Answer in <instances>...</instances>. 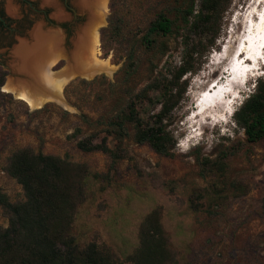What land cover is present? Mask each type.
Returning a JSON list of instances; mask_svg holds the SVG:
<instances>
[{
    "label": "rangeland",
    "instance_id": "374dc122",
    "mask_svg": "<svg viewBox=\"0 0 264 264\" xmlns=\"http://www.w3.org/2000/svg\"><path fill=\"white\" fill-rule=\"evenodd\" d=\"M55 1L57 9L43 0H0L2 24L7 26L0 31L4 85L14 78L8 69L15 40H27L31 28L39 26L43 33H57L63 44L56 25L68 22L66 12L73 11L78 19L67 24L65 49L73 51L79 35L86 33L91 17L88 15V20L80 12L76 0ZM198 2L106 0L103 23L97 27L96 58L106 61L112 70L90 79L69 80L62 89L67 108L47 103L31 110L4 92L3 84L0 87L1 192L12 203L23 200L19 185L4 171L7 157L15 150L29 148L84 164L100 177L90 183L85 200L77 207L71 233L80 246L92 242L108 248L114 254V264H129L127 258L137 246L139 226L151 213L173 255L169 264H264V141L247 143L233 117L228 121L235 128L221 125L222 130L214 127L212 134L206 128L210 117L206 121L199 116L193 119L199 114V110L195 113L198 106L194 110L193 105L198 101L197 92L204 90V80L210 77L209 69L212 71L210 56L218 50L230 56V36L236 31L233 19L240 21L248 11L264 6V0H231L215 47L205 53L204 63L195 74L184 76L186 91L166 123L174 140L170 156H159L147 145L134 143L129 128L130 135L119 145L106 137L108 147L119 156L113 164L105 154L82 153L75 147L77 140L91 133H97L95 142L105 135L101 121L125 104L130 88L146 84L151 77L149 70L177 66L182 42L194 40L188 22ZM56 10L62 19L56 18ZM97 12L91 7V15ZM159 12L172 22L171 32L155 37L152 47H146L139 38ZM130 53L136 64L133 79L128 86L118 87L119 70ZM64 65V60L59 61L53 71H60ZM260 69L247 77L244 88L236 89L240 92L234 110L252 93L255 79L264 75V65ZM151 110L146 106L141 112L151 114ZM192 127V138L184 141ZM6 226L7 216L0 209V228Z\"/></svg>",
    "mask_w": 264,
    "mask_h": 264
},
{
    "label": "trees",
    "instance_id": "16d2710c",
    "mask_svg": "<svg viewBox=\"0 0 264 264\" xmlns=\"http://www.w3.org/2000/svg\"><path fill=\"white\" fill-rule=\"evenodd\" d=\"M230 3L231 0H199L188 22L194 40L182 42L177 66L158 72L149 70L151 77L146 84L130 88L125 104L101 121L105 135L95 142L97 133H91L76 141V149L105 154L113 164L119 156L108 147L106 137L119 145L131 133L134 143L147 145L159 156H170L174 140L166 123L186 91L184 76L195 74L204 63L205 53L215 47ZM171 27L172 22L159 12L139 41L151 48L153 39L169 34ZM132 57L133 53L128 54L119 70L118 87L128 86L133 79L136 64ZM3 75L0 71V87L4 85ZM112 86L109 84L110 89ZM146 106L152 108L151 114L141 112ZM232 117L247 143L264 141V75L255 79L252 93ZM4 171L19 185L23 200L12 203L0 190V209L7 216V226L0 228V264L115 263L108 248L92 242L80 246L71 233L76 209L85 200L90 183L100 177L98 174L65 156L46 155L29 148L10 153ZM127 259L129 264H169L173 260L154 213L142 220L137 246Z\"/></svg>",
    "mask_w": 264,
    "mask_h": 264
},
{
    "label": "bare ground",
    "instance_id": "6f19581e",
    "mask_svg": "<svg viewBox=\"0 0 264 264\" xmlns=\"http://www.w3.org/2000/svg\"><path fill=\"white\" fill-rule=\"evenodd\" d=\"M43 2L57 9L55 0H43ZM76 2L78 5L77 7L80 10L86 11L87 18L88 15L91 17L90 23L93 22V14H90L91 7L92 9L96 8V11H98L97 14L100 15V22L98 24L93 22L91 26L87 28L84 35H79L73 51L67 52L65 51L66 49H63L62 38L59 34L52 32L43 33L39 26L35 28L33 27L34 29L32 28L27 33V40L18 39L16 45L13 47V60L9 70L14 78L8 79L2 89L4 92L10 93L16 99L24 102L31 110L41 108L47 103H56L64 108H67V104L62 98V89L70 79L74 77L88 79L101 73L110 74L112 70L106 61L96 58V48L98 46L97 27L103 23V17L107 9L106 0H76ZM259 3H256L257 6L255 7L258 8L260 5ZM263 7L264 6L262 5V8ZM11 11V8H9V12ZM257 13H259V9H255L254 12L249 11V13L244 15L241 20L238 18L240 21H234L233 19L232 25H235L236 31H233L230 36L229 46L232 47L230 56L234 49L237 48H240L237 58L243 57L244 54H248V50L245 48V41L247 40H243L240 47L237 45L244 35L243 29L245 28L247 18L249 19L251 25L250 31H253V27L255 26L253 14ZM55 15L58 19L63 17L59 10H56ZM262 15V24L258 26V31L262 30V25H264V9ZM239 29H241L240 32H238ZM260 41L264 43V34ZM252 49L254 52L259 54V56L254 58L252 57V59H250V55L252 53H249V56L246 57V59H250L252 61L253 66H251L247 60L243 61L238 66L247 68V74L260 71V66L264 64V62H261L264 58V45L260 46V48H257L256 50L253 47ZM228 54L229 53L226 51L223 54L218 55L217 59L215 57L211 60V63L212 61L214 62L211 64L212 71L209 69V76L211 78H216V76L221 75L219 81H221L223 77L228 78L231 76L235 79V81L230 79L229 82H226V84L221 86V89L227 94L222 98H219L218 103L214 101L215 97L210 94V91H208L207 96L211 98L210 102L212 103L210 106L201 109L198 112L199 114H194L195 117L193 119H197L198 116L205 117V121L209 117L212 118L213 121L218 118L220 120L224 118L222 121L226 122V111H233V104L235 103V100L234 102L233 100L230 101L228 95L233 93H238L235 97L239 95V92L236 89L241 87V84H243L242 87L244 88L246 82L243 77L245 74L247 78V74L239 73L236 76L231 73L230 75L227 70H224V67L227 66V61L230 58ZM61 59L65 61L64 67L60 71L54 72L53 67ZM200 91L203 92L204 90ZM237 98L238 97H236V99ZM229 102L232 103L231 106H229ZM208 120L206 121V124H208Z\"/></svg>",
    "mask_w": 264,
    "mask_h": 264
},
{
    "label": "flooded vegetation",
    "instance_id": "af4514ba",
    "mask_svg": "<svg viewBox=\"0 0 264 264\" xmlns=\"http://www.w3.org/2000/svg\"><path fill=\"white\" fill-rule=\"evenodd\" d=\"M63 8L65 10H68L67 6L64 5V4H63ZM66 14H67L68 22L75 23V21H77L78 18H77V16L75 15V13L73 11H68V12H66ZM2 17H3V15H2V13L0 11V31L3 30V28H7V26H4L2 24V22H3L2 21ZM68 22L59 21L58 24L56 25L57 30L60 32L61 35H63L64 42L62 44V47H63L64 50H65V44L64 43H65V40L67 38V33H68V29H67ZM51 26H55V25L51 24ZM52 33H54V32H52ZM65 51L69 52V50H65ZM60 61H62V59Z\"/></svg>",
    "mask_w": 264,
    "mask_h": 264
},
{
    "label": "clouds",
    "instance_id": "9594fccd",
    "mask_svg": "<svg viewBox=\"0 0 264 264\" xmlns=\"http://www.w3.org/2000/svg\"><path fill=\"white\" fill-rule=\"evenodd\" d=\"M263 65H264V64H263ZM263 65H261V66H263ZM233 107H234V104H233ZM234 111H235V110H234V108H233V111H232V112H229V114L227 115L226 122H223L222 120H219V118H218L217 120H214V121H213L212 118H210V119L208 120V122H207L208 125H206V128H208V129L210 130V134H212V129H214V127H217L218 131H219V130H222V129H221V125H226V124H228L231 128H235L234 124H233L232 122L228 121V119H230V117H232ZM201 124H203V123L201 122ZM219 128H220V129H219ZM224 130H225V129H224ZM225 131H226V130H225ZM220 136H223L222 131H220ZM191 138H192V137H191Z\"/></svg>",
    "mask_w": 264,
    "mask_h": 264
},
{
    "label": "water",
    "instance_id": "95a60500",
    "mask_svg": "<svg viewBox=\"0 0 264 264\" xmlns=\"http://www.w3.org/2000/svg\"><path fill=\"white\" fill-rule=\"evenodd\" d=\"M78 9H79V8H78ZM93 9H95V8H93ZM79 10H80V9H79ZM80 12L84 13L85 15H87L85 10H80ZM92 21H93L94 23L98 24V23L100 22V15H99V14H94V13H93V19H92ZM92 21H91V22H92ZM93 22H92V23H93ZM92 23H89V21H88V27L91 26ZM99 26H100V25H99ZM31 29H32V28H31ZM40 29H41V27H40ZM17 40H18V39L15 40V45H16V43H17ZM13 47H14V46H13ZM8 70H9V69H8ZM9 73H10V70H9ZM10 76H11V75H10ZM74 78H77V77H74ZM80 78H81V77H80ZM91 78H92V77H91ZM72 79H73V78H72ZM82 79H85V78H82ZM88 79H90V78H88ZM70 80H71V79H70Z\"/></svg>",
    "mask_w": 264,
    "mask_h": 264
}]
</instances>
